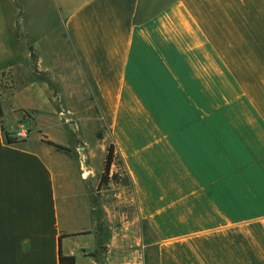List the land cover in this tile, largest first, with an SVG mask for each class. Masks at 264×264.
Instances as JSON below:
<instances>
[{"label": "crops", "instance_id": "obj_1", "mask_svg": "<svg viewBox=\"0 0 264 264\" xmlns=\"http://www.w3.org/2000/svg\"><path fill=\"white\" fill-rule=\"evenodd\" d=\"M8 32L0 264H264V0H0ZM71 105L98 125L66 153Z\"/></svg>", "mask_w": 264, "mask_h": 264}, {"label": "rangeland", "instance_id": "obj_2", "mask_svg": "<svg viewBox=\"0 0 264 264\" xmlns=\"http://www.w3.org/2000/svg\"><path fill=\"white\" fill-rule=\"evenodd\" d=\"M11 40L12 36H10L9 32L3 35V40L0 43V54H3L4 58L8 57L9 52H7V50L13 46L11 45ZM12 68L13 67L6 65L3 66L2 69H0V81L5 80L6 76L7 78H11V76L13 75ZM71 106L72 107L69 106V108L73 111V113L68 112L62 115L61 117L59 115H56L57 121H55V123L50 122L49 125L46 127L45 133L53 141L73 148L77 143V140L80 138L86 140L87 142L94 141V139L96 138V127L98 123L96 121L86 122L84 118L78 115V110H80L79 105ZM25 116L29 121V125L25 126V128L31 131L34 135L40 136L38 133L42 132L43 124L37 122L36 120L34 121L33 114L30 112L29 116L28 113ZM110 175L113 177V187L114 190H116L115 192L122 193L121 196H123V194L129 195L131 193V182L128 179L124 168L120 164H118V161L112 166ZM137 221L138 220H136V227L138 226ZM121 222L122 221L120 218V224Z\"/></svg>", "mask_w": 264, "mask_h": 264}, {"label": "trees", "instance_id": "obj_3", "mask_svg": "<svg viewBox=\"0 0 264 264\" xmlns=\"http://www.w3.org/2000/svg\"><path fill=\"white\" fill-rule=\"evenodd\" d=\"M15 133L16 132H14L13 135H10L9 133H7V139L9 142L19 141V138H17L15 136ZM44 140L48 144L55 146L60 151H64V152H70L71 151V148L67 145L57 143L51 139H44ZM117 161H118V164H120L124 168V170L126 171V174L128 176V179L130 180V176L128 174V171L125 168L123 159L121 158L120 154H118V152L116 150V144L114 142H111L107 148V153H106L105 163H104V171H103L102 178H101L100 185H99L100 188L107 185L110 182V180L113 178L110 175V173H111L112 166ZM60 264H76L75 257L73 255L60 254Z\"/></svg>", "mask_w": 264, "mask_h": 264}, {"label": "built area", "instance_id": "obj_4", "mask_svg": "<svg viewBox=\"0 0 264 264\" xmlns=\"http://www.w3.org/2000/svg\"><path fill=\"white\" fill-rule=\"evenodd\" d=\"M28 132H29L28 129L22 127V129H19V130L15 133V136H16L17 138H19V139H24V138L27 137Z\"/></svg>", "mask_w": 264, "mask_h": 264}]
</instances>
